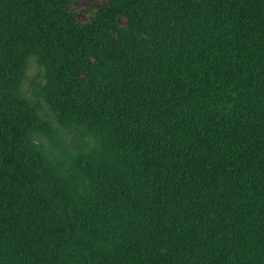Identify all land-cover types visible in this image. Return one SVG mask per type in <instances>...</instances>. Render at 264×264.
<instances>
[{"label": "trees", "instance_id": "16d2710c", "mask_svg": "<svg viewBox=\"0 0 264 264\" xmlns=\"http://www.w3.org/2000/svg\"><path fill=\"white\" fill-rule=\"evenodd\" d=\"M72 1L0 0V264H264V0ZM29 51L54 121L99 136L70 167Z\"/></svg>", "mask_w": 264, "mask_h": 264}, {"label": "rangeland", "instance_id": "374dc122", "mask_svg": "<svg viewBox=\"0 0 264 264\" xmlns=\"http://www.w3.org/2000/svg\"><path fill=\"white\" fill-rule=\"evenodd\" d=\"M105 0H73L70 4L75 17L80 21H87L91 17L97 3ZM126 18L123 14L117 15V22L124 25ZM48 62L46 56L39 55L36 51H29L25 55L18 87L21 94L33 103H38L41 108V117L38 133H34L35 141L41 144L43 152L53 161H60L65 167H70L72 158L76 155V149L89 148L97 143L99 137L88 121L62 124L54 121L46 103V84L49 74L47 65L40 60ZM50 62V61H49ZM49 64V63H48ZM83 74L84 71H79ZM44 111V114L43 112Z\"/></svg>", "mask_w": 264, "mask_h": 264}]
</instances>
